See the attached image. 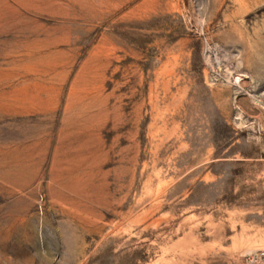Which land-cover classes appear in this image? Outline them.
Returning <instances> with one entry per match:
<instances>
[{
  "label": "rangeland",
  "instance_id": "obj_1",
  "mask_svg": "<svg viewBox=\"0 0 264 264\" xmlns=\"http://www.w3.org/2000/svg\"><path fill=\"white\" fill-rule=\"evenodd\" d=\"M0 264H264V0H0Z\"/></svg>",
  "mask_w": 264,
  "mask_h": 264
}]
</instances>
